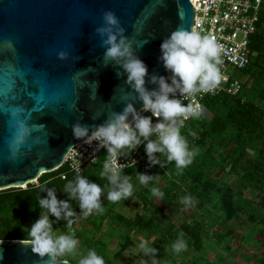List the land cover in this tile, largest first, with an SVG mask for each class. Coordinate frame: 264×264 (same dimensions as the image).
<instances>
[{
	"label": "water",
	"instance_id": "1",
	"mask_svg": "<svg viewBox=\"0 0 264 264\" xmlns=\"http://www.w3.org/2000/svg\"><path fill=\"white\" fill-rule=\"evenodd\" d=\"M105 11L118 17L149 75H167L158 59L161 41L195 22L191 0H0V191L59 169L84 141L74 137L75 124L91 129L128 103L142 107L123 69L104 59L96 30ZM17 120L30 131L13 149ZM0 264L53 262L31 241L0 240Z\"/></svg>",
	"mask_w": 264,
	"mask_h": 264
},
{
	"label": "trees",
	"instance_id": "2",
	"mask_svg": "<svg viewBox=\"0 0 264 264\" xmlns=\"http://www.w3.org/2000/svg\"><path fill=\"white\" fill-rule=\"evenodd\" d=\"M251 48V63L242 71V91L236 96H208L204 101L206 115L192 119L181 130L190 148L196 150L193 162L182 170L177 169L174 162L166 163L163 168L156 166L157 176L163 169L173 168L166 174L168 181L156 186L164 192L162 199L152 196L150 187L140 184V190L135 186L133 195L128 198L137 200L134 217H126L115 210V204L122 200L110 202L102 196L103 213L88 216L80 214L76 201H72L78 212L76 225L69 227L61 220L54 224L55 232L61 234L80 226L78 236H85L91 235V228L99 231L106 226L109 233L126 236L122 245L120 243L125 250L137 239L147 240L159 249L158 264H162L167 259L165 249L168 246L172 249V243L181 232L187 241L184 252L204 247V233L208 230L206 217L213 213L221 220L222 227L214 234L221 242H230L235 237L231 223L239 222L242 217L251 224L259 219L258 242L263 247L264 8L258 30L251 38ZM101 170L99 166L90 167L84 175L104 187L108 181L100 177ZM137 170L140 171L137 168L124 171L133 177V186ZM64 171L65 167H62L43 174L25 188L0 191V240L31 241L28 227L43 211L38 206L39 196L46 195L41 192L42 186L53 187L58 199H67L62 192L63 185L75 175L67 173L63 178ZM189 194L194 197V202L185 206L181 197ZM111 203L113 206H109ZM96 221L100 222L99 226Z\"/></svg>",
	"mask_w": 264,
	"mask_h": 264
},
{
	"label": "clouds",
	"instance_id": "3",
	"mask_svg": "<svg viewBox=\"0 0 264 264\" xmlns=\"http://www.w3.org/2000/svg\"><path fill=\"white\" fill-rule=\"evenodd\" d=\"M103 21V26L96 31L103 37L104 59L117 63L123 69L126 83L142 107L137 110L134 103H128L123 111L112 113L103 124L91 129L81 124L73 126L76 139L95 141L99 148L105 149L107 159L99 175L108 184L102 187L85 175H76L63 185L62 192L67 199H58L53 187L42 186L41 192L46 195L39 196L38 206L43 211L28 227L29 236L33 251L41 257H50L53 264H58V258H63L59 264H70L69 255L78 258L77 264H105L104 257L95 249L81 254L80 242L75 234H57L54 224L63 220L70 227L78 219L72 201H76L80 214L88 216L103 213L102 196L110 202L131 197L134 192L133 177L123 171L126 165L119 161L122 157L130 158L141 145L149 167L163 168L171 162L177 169L188 167L196 150L190 148L187 138L181 133V126L184 119L198 115V112L192 104L183 101L186 97L213 90L221 80L218 67L222 62L220 45L210 36L183 28L172 31L161 41L158 57L167 75H149L147 65L134 54L131 42L122 35L124 29L120 27L118 17L112 11H105ZM65 55L59 53L62 59ZM19 112V109L14 111L13 116ZM16 129L13 149L25 141L30 131L23 120L16 121ZM131 161L137 163L134 159ZM135 179L141 185L150 186L152 196L164 197L163 191L151 186L156 176L137 170ZM193 202L194 197L190 194L181 197L185 206ZM171 247L175 253L187 248L183 232L178 234ZM138 248L151 259V264H158L159 249L147 240H142Z\"/></svg>",
	"mask_w": 264,
	"mask_h": 264
},
{
	"label": "built area",
	"instance_id": "4",
	"mask_svg": "<svg viewBox=\"0 0 264 264\" xmlns=\"http://www.w3.org/2000/svg\"><path fill=\"white\" fill-rule=\"evenodd\" d=\"M195 9L193 30L213 38L220 45V83L209 92L186 97L184 103L192 104L198 115L184 119L183 130L194 118L205 114L204 101L208 96L238 95L243 89L242 71L251 63L253 51L251 38L257 32L264 8V0H191ZM107 159L105 149L95 141L84 140L73 146L66 155L62 177L67 173L84 175L90 167H103ZM134 159L137 163H133ZM126 165L123 171L137 168L157 177L156 167H149L143 145L132 152L131 157L119 161ZM59 168V169H60ZM58 170V169H57Z\"/></svg>",
	"mask_w": 264,
	"mask_h": 264
},
{
	"label": "rangeland",
	"instance_id": "5",
	"mask_svg": "<svg viewBox=\"0 0 264 264\" xmlns=\"http://www.w3.org/2000/svg\"><path fill=\"white\" fill-rule=\"evenodd\" d=\"M171 167H169V170L163 169L162 173L158 175L151 186H158L163 182L166 183L168 181L166 174H168V171L171 173V170H173ZM135 186L140 189L141 185L138 180L135 181L134 187ZM136 201L135 197L122 200L120 203L115 204V210L126 217H134L136 213L134 208ZM113 204L114 203H111L109 206H113ZM215 215L217 216V214L212 213L211 217H206V220L208 219V221H206L208 230L204 233V247L199 250L193 249L190 251L187 250L186 252L181 251L180 253H175L173 249H170L168 246V248L166 247L167 249H165L167 252V259L162 264H262V262H264V245L262 247L258 242V228L260 227L258 222H260V220L257 219L256 222L251 224L242 217L239 222L236 221L231 223L233 225L235 237H233L230 242H226L225 240L221 242L220 240H216V235H214L218 233L222 227V224L220 225L221 220L215 217ZM75 223H73L74 226L76 225ZM96 223L97 226H99L100 222L96 221ZM79 227L77 226V229ZM77 229L70 228L67 232H73L78 238L81 254H86L89 249H95L99 255L104 257L105 264H143L144 261H147V264H151V259L144 256L142 251L138 248L141 239H137L133 246L125 250L121 246L126 240V236H122L123 233L120 235L117 232L113 235L111 234L112 232L109 233L108 227L103 226L100 229L98 228V232L91 228V235L84 234L85 236H83L81 234V236H78L79 232ZM59 232L60 231H58V233ZM67 259L70 263L77 264L78 258L69 255Z\"/></svg>",
	"mask_w": 264,
	"mask_h": 264
},
{
	"label": "crops",
	"instance_id": "6",
	"mask_svg": "<svg viewBox=\"0 0 264 264\" xmlns=\"http://www.w3.org/2000/svg\"><path fill=\"white\" fill-rule=\"evenodd\" d=\"M158 177V176H157ZM109 231V230H108Z\"/></svg>",
	"mask_w": 264,
	"mask_h": 264
}]
</instances>
